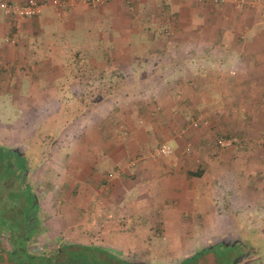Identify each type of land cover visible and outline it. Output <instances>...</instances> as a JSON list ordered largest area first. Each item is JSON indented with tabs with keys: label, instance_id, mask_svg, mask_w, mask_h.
<instances>
[{
	"label": "crops",
	"instance_id": "obj_1",
	"mask_svg": "<svg viewBox=\"0 0 264 264\" xmlns=\"http://www.w3.org/2000/svg\"><path fill=\"white\" fill-rule=\"evenodd\" d=\"M127 1L109 0L104 7L108 9V32L104 40L98 37V45L104 48L103 62L111 67L106 71L89 70L91 77L97 79L92 87H88L91 83L80 80L79 71L72 74L74 83H57L66 77V68L55 63L56 45L44 38L48 28L54 25V14L61 19L58 20L60 31L72 30L82 16L96 19L101 14L96 9L101 6L77 4L59 13L48 5L41 21L29 17L19 22L5 16L0 9V94L28 96L13 101L19 112V119L13 122L24 127L21 130L24 135L19 133L23 142L39 127L49 126L50 118L61 116V110L74 111L70 99L64 96L70 94L69 87L71 94L81 101L85 86L89 92L99 87L98 95L102 78L109 80L108 85L119 83V93L109 99L112 103L116 101L109 112H104L102 102L97 100L81 103L79 111L87 113L77 114L61 126L63 143L59 146L66 145L67 152L61 156L44 155L35 169L45 177V190L51 191L48 197L62 203V214H54V222L61 224L60 232L75 226V237L83 239V243L97 236L109 241L110 247H124L122 239H129L137 246L138 240L164 235L170 239L165 252L160 253L166 263L188 253L189 246L176 249L179 248L176 242L209 237L202 226L199 229L191 226L213 220L210 213L214 207L213 195L207 198L206 193L217 189L215 183L221 181L216 177L213 158L221 159L222 155L214 157L215 152L210 149L211 129L231 132L239 126L247 129L249 125L238 122V112L245 106L254 120H260L264 114V21L261 19L264 7L259 4L238 10L233 5L206 3L198 11L204 13V18L196 13L188 26L183 25L184 38L155 43L135 38L140 31L131 26L129 12L123 6H127ZM14 33L19 37L16 45L10 42ZM83 48L69 55L67 62L71 60L74 64L82 60L94 68L96 61H90ZM33 62H43L42 68H36ZM120 95L123 99L117 102ZM131 103H136L137 108ZM117 109L120 114L116 113L115 117L113 111ZM217 110L221 111L220 115L214 113ZM193 112L205 117L210 114L206 117L210 127L189 128L188 118ZM117 115L126 124L128 133H132L128 140L97 131L107 123L113 125ZM134 117H138L137 121ZM183 127H188L189 132L180 137L178 133ZM151 135L170 143L174 153L157 160L145 158L135 167H129L132 152L144 148ZM115 169L122 170V175L108 182L107 196L102 197L101 186L107 174ZM49 170L54 172L48 175ZM203 199L209 202L203 205ZM95 212L98 218L94 219ZM135 251H145V244L138 245Z\"/></svg>",
	"mask_w": 264,
	"mask_h": 264
},
{
	"label": "rangeland",
	"instance_id": "obj_2",
	"mask_svg": "<svg viewBox=\"0 0 264 264\" xmlns=\"http://www.w3.org/2000/svg\"><path fill=\"white\" fill-rule=\"evenodd\" d=\"M2 1H7V0H0V3ZM106 3L100 5L101 7L96 9V10H101L100 11L101 14H99V16L97 15L96 19H91V18L88 19L82 16L77 19L75 28L72 30L60 31V25L58 20L61 19H57L56 15L54 14L53 17L54 20L52 21L54 25L52 26V28H48V33L46 32L47 34L45 35L44 39L48 41L51 40L52 43L54 42L53 44L56 45L55 50L56 51L58 50V52L53 59H55V63L59 64L60 67H63L64 69L66 68V77L63 78V81L60 78L57 83L61 84V82H65V81H68L69 83H74V77L72 76L78 73L77 66L73 63H70L71 60L68 62L67 60L69 59L68 57L69 55L72 54L73 56L74 55L73 52H76L82 47H84L83 50L87 58L90 61L94 60L96 61V63H98V64L95 63V65L97 66H95L94 68L88 66L89 70L91 69H101L102 71L110 70L111 67L110 64L103 62L105 58L103 55L104 48H101L98 45V37L100 36L101 39L104 40V38H106L105 32H108L107 31L108 30L107 25L109 22V17L107 16L108 9L104 8L106 6ZM206 3L217 6L233 5L232 7L233 8L235 7L238 10H242L248 6L251 7L257 6L259 4L260 5L263 4L264 7V0H222L218 3L213 2L212 0H128L126 3L127 6H125L124 4L123 6L129 12L130 23H132L131 26H134V28L140 31L139 33L136 34L135 36L136 39L143 41L149 40L155 43H161L162 41L164 42L167 41L171 43L174 40H177L178 38H184L186 36L184 34V30H182L183 25L186 24L188 26V24L191 22V19L194 18L193 14L198 13L201 7L204 9ZM191 11L193 12L192 16L190 15ZM43 13H45V11H43ZM203 14H204L203 12L198 13L197 17L204 18ZM41 15H37L35 17H37V19L41 21L43 19L42 17L44 16V14L42 16ZM98 18L101 19L100 22L98 21ZM261 19L264 21V9ZM249 31L251 32V30ZM42 63L43 62L36 64L33 62L36 68L38 67L42 68ZM89 70L85 73V75L81 76L80 80L83 82L87 81L85 83H89V84L91 83V86L88 85V87H92L94 85L93 82H97V79H94V76L91 77ZM67 73H69L70 75L67 76ZM11 82L12 79L8 81V83ZM108 83H109L108 79L102 78V83H101L102 87L108 85ZM88 87L85 86V88ZM85 88L83 90L85 91V94L83 95L81 101L73 100L77 97V95L71 94L72 90L70 87H69L70 94L68 95L64 94L66 98L70 99L71 101L70 108H73L74 112L71 111L70 109L71 112L69 113L71 114L73 113V115H69V113L64 109L63 111L61 110V116H57L49 119V124H51L49 126L54 127L53 129H55L56 132L57 129L62 126V124L68 121V119L69 120L72 119L73 116L77 115L78 112H80L79 107L81 106V103L83 105H86L87 100L90 99L92 101L93 98L97 96V91H99L100 89L98 87L94 91L91 90L94 92V94H92L93 92H89V90ZM16 90L19 89L16 88ZM12 95L2 96L0 94V144L1 145L8 144L9 146H14L16 148H19V150L22 151L24 148H26V146L22 143V140H20L22 138L19 136L20 135L19 133L24 127L18 125V123L15 124L13 122L19 119V116H17L19 112L17 109H15L14 107L15 103L13 104V101L15 100V102H17V100H19V97L21 98L26 97L27 99L28 96L23 97L19 93L14 96ZM121 99H123L121 95L118 97V99L116 98V100H118L117 102H119ZM108 101L109 99L102 102L103 104L102 109L104 112L105 111L107 112L109 108H113L114 107L113 104L116 102L113 101L112 103L111 101L109 102ZM123 105L126 106L128 104L125 101ZM129 105H133L137 108L136 103L135 104L131 103ZM113 112L115 113L114 115L115 117H116V113L120 114V111L118 109L114 110ZM254 112L256 114H259V112L256 111ZM214 113L220 115L221 111L217 110ZM238 114H239L238 122H240L241 124L244 123L245 126L249 125L247 129H242V126H239V129H237V131H232V132L227 129L223 131L221 130V128L211 129L210 149L215 152L214 157L218 156L220 153L222 155L221 159H219L218 157L213 158V160H215L216 163V167H215V170H217L216 177L221 181H217L215 183L217 189H215L214 191L211 190L208 193H206L207 198L211 197V194L213 195L212 202L214 207L210 208V213L211 214L213 213L211 217L213 220H211V222L209 223L198 222L195 223L194 225L192 224L191 226L197 229L201 228L202 226V228H204L206 232H208L207 234L209 235V237L202 238L198 236L197 238L195 237L193 239L180 240L179 244L176 242V245L179 246V248L176 249H183L184 247L189 246L187 247L188 253H182L181 255H178L180 256V258L193 253L198 248L213 245L220 241L233 242L234 240H237L241 236H245L250 232L253 233L252 236L253 239L264 240V114L260 116L261 118L260 120L257 119L254 120V118H250V114L246 110V106L242 107L241 110L238 112ZM136 115L137 114H135L134 116L136 117ZM119 116L118 119L113 118L115 119L114 122H112L113 125L107 123L105 124V126L99 128V130L97 131L100 132L101 134H104L105 136L106 135L109 136L110 134H111L110 136L117 134L122 138L126 137V140H128V138L132 136V133H128L129 131L126 128V124L123 121L121 122L119 120ZM207 116L209 118L210 114ZM206 117L205 114H200L199 112L197 113L193 112L192 114H190L188 118V122L190 124L189 128L198 130L203 127L204 128L210 127L209 119L207 120ZM136 119H138V117L135 118V120ZM193 119L194 121L198 122V126L193 125ZM114 124L116 126H114ZM28 130H30V128ZM125 132H127L126 135L124 134ZM188 132H189L188 127L186 128L183 127L179 131L178 136L183 137L187 135ZM39 133H37L35 136L32 137V143H31L33 148L38 150V152L41 149L42 151H45V155L49 153L51 154L53 153V156L54 154L61 156L67 152L64 151L66 145H63L62 147L59 146L61 142L63 143V136L61 137L60 134L61 132L54 135V138L52 139L54 140V142H56L54 147L52 149L50 148L52 152L49 150V147H51L49 145L51 140L46 142L45 143L46 146L44 147V143L41 142L42 139H44V137L41 136L42 134L39 135ZM66 133L68 132L66 131ZM22 135H24L23 132ZM228 138H237V142L228 147H224V148L220 147L218 144V140L228 139ZM39 143L42 144L40 145ZM161 144H166L171 146L172 153L170 155L174 153L175 151L174 147L170 143L168 144L164 141L158 140L156 136L151 135L149 136L147 141H145L144 148L132 152L133 155L130 156V159L128 158L129 159L128 166L131 167L130 161L133 160L134 158L140 159L138 163L141 162V160L145 161V158L142 157L145 156V151L148 150L149 152ZM69 146L72 145L69 144ZM41 154L43 155L44 152ZM5 156L6 153L3 150H0V160H2ZM27 157L29 158V162L32 165H35L37 161L40 162L44 159V156L41 155H40L41 159H37L34 156L30 158V154L27 155ZM223 157L224 159L225 158L227 159L223 160ZM2 162L4 161H0V163ZM56 169L58 168H55V170ZM3 171L5 172L6 175L7 173L8 174L13 173V171L8 170L6 166L4 167ZM38 172L39 171L34 169L29 173V179L31 180L32 185L35 189V193L37 195L40 205V211L38 213V217L40 219V225H41V231L31 240L29 244V248L32 252L42 253L62 244H67V245L69 244L72 246H76L79 244H85V245L100 244L101 246L106 245L105 246L106 248L113 250L114 252L119 253L120 255H123L127 258L136 259L142 262H150L153 264H161L164 262L160 253L165 252L166 247L170 242V239L164 238L163 234H162L163 236L152 239L138 240V242H140L141 245L145 244V251L143 252L141 251L142 253H138L135 251V248L140 244H137V246L135 244L134 246L129 239H125V240L122 239L120 241L124 247H120V246L114 247L113 245L112 247H110L108 245L109 241L101 240L100 237L96 238L97 236H94V238H89V240H85L87 243H83L82 241L83 239H78L79 237H75L76 234L75 233L76 229H74L75 226H73V228L69 230L64 228V230L60 232L61 224L54 222V219H56L54 214L56 215L62 214V207H61L62 203L59 204L57 201L55 202V200H52L48 197L51 191L49 192L48 190H45L46 187V185L44 184L45 177H42L43 175L41 176L40 173L38 174ZM53 172H54L53 170L52 171L49 170L48 175H50ZM4 178H5L4 175L0 177V191H2V194L4 195L2 196L3 200L0 201V214H2L0 218L1 220H4L3 214L5 212L4 215L8 214L11 216V217L8 216L10 218V221H14V223L21 222V218L19 217L20 216L19 214L22 209L19 210L17 206V208L15 209L12 215L8 212L7 204H6V201L7 202L10 201L13 195L19 197L21 187L17 185L16 188L9 189V191L7 192L8 189L5 187V181H3ZM39 178H41L42 180ZM102 195H103L102 197L104 196L106 197L107 191L104 190L102 192ZM206 202H209L208 199L206 200ZM206 202L205 199L202 200L203 205H206ZM96 214L97 212H95L94 216L92 215L94 219L95 217L98 218ZM101 217H103V215ZM101 217L99 218L101 219ZM0 241L6 243V239L4 238L0 239ZM235 256L239 260L238 263L236 264H264V250L260 256L251 257L248 259L244 257H240V255L237 254Z\"/></svg>",
	"mask_w": 264,
	"mask_h": 264
},
{
	"label": "trees",
	"instance_id": "obj_3",
	"mask_svg": "<svg viewBox=\"0 0 264 264\" xmlns=\"http://www.w3.org/2000/svg\"><path fill=\"white\" fill-rule=\"evenodd\" d=\"M74 64L77 66V70L81 73V76L85 75L89 70V64L87 62L77 60ZM119 91V83L112 82L102 87L101 94H98L93 100L104 102L118 94ZM82 98L83 96L80 97V100H82ZM73 100H78V98L76 97ZM87 101L88 103L92 102L90 99ZM81 113L86 114L87 112H78V114ZM53 128L54 127L51 126L39 127L33 135L35 136L37 133L41 132L39 135L42 134L41 136L44 137L41 141L44 143V147L46 146L45 143L51 140L49 144L51 147H49V150L56 144V142L52 140L54 135L60 133L62 129V127H59V130L57 129L56 132ZM32 137L22 142L26 146L22 151L8 144H0V150L6 153V156L0 160L4 161L0 163V177L3 175L5 176L3 181H5V187L8 189L7 192L9 189L16 188L17 185L21 187L19 197L13 195L10 201H6L8 212L13 215L17 206L19 210H23H21V212L19 211L21 222L14 223V221H10L8 217L10 215H4L5 212L3 214L4 220L0 218V226H3L0 231L10 232V236H12L11 244L13 245L12 249L7 247L10 246L9 244L0 245V264H153L127 258L105 246L95 244H79L76 246L62 244L45 252L35 254L28 251L27 247L31 240L41 231L40 219L38 217L40 205L35 189L29 179V173L35 169L37 165H40L41 161H37L35 165H32L27 155L30 154V158L34 156L37 159H41L40 155H45V151L40 149L38 152V150L33 148L31 144ZM43 152L44 154L42 155L41 153ZM5 166L8 170L13 171V173H7L6 175L3 171ZM2 196L4 195L2 191H0V201L3 200ZM1 215L2 214H0V217ZM252 236L253 233L250 232L233 242L220 241L213 245L198 248L193 253L183 256L180 259L161 264H236L239 261L235 256L236 254L247 259L262 254L264 250V240L253 239Z\"/></svg>",
	"mask_w": 264,
	"mask_h": 264
},
{
	"label": "built area",
	"instance_id": "obj_4",
	"mask_svg": "<svg viewBox=\"0 0 264 264\" xmlns=\"http://www.w3.org/2000/svg\"><path fill=\"white\" fill-rule=\"evenodd\" d=\"M108 0H25L24 2H11V1H2L0 3V9L4 13L5 16L12 18L16 21H20L23 18L35 17L37 15H41L44 9L48 5H52L59 13L65 12L71 6L77 4H84L92 7H97L103 5ZM213 2H220L222 0H212ZM10 42L13 45H16L19 42L18 33H14ZM193 125L198 126V122L194 121ZM125 135L127 132L124 133ZM237 142V138H228V139H219L218 144L220 147H228ZM172 153V148L169 145L161 144L151 151L148 152L147 155L142 156L146 159H157L168 156ZM140 159L134 158L130 161V166L134 167L137 165ZM122 175V171L120 169H116L115 171L109 172L106 176V181L101 186L102 191L107 189L108 182L117 176Z\"/></svg>",
	"mask_w": 264,
	"mask_h": 264
},
{
	"label": "flooded vegetation",
	"instance_id": "obj_5",
	"mask_svg": "<svg viewBox=\"0 0 264 264\" xmlns=\"http://www.w3.org/2000/svg\"><path fill=\"white\" fill-rule=\"evenodd\" d=\"M3 228V226H0V229H2ZM2 238H4V239H6V243L4 242H1V244L0 245H7V244H9L10 246H7L8 248H10V249H12L13 248V245L11 244V241H12V236H10V232H8V231H0V239H2ZM28 248V251L30 252V253H34V252H32L31 250H30V248H29V246L27 247ZM35 254V253H34Z\"/></svg>",
	"mask_w": 264,
	"mask_h": 264
}]
</instances>
